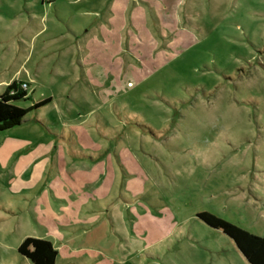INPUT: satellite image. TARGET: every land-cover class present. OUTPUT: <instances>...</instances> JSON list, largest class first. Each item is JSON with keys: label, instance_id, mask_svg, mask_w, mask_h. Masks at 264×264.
Listing matches in <instances>:
<instances>
[{"label": "rangeland", "instance_id": "374dc122", "mask_svg": "<svg viewBox=\"0 0 264 264\" xmlns=\"http://www.w3.org/2000/svg\"><path fill=\"white\" fill-rule=\"evenodd\" d=\"M13 80L17 105L51 101L0 131V264H32L19 244L47 235L33 147L101 140L147 151L155 186L125 197L176 229L56 264H250L196 214L264 236V0H0V93Z\"/></svg>", "mask_w": 264, "mask_h": 264}, {"label": "crops", "instance_id": "0c3cea01", "mask_svg": "<svg viewBox=\"0 0 264 264\" xmlns=\"http://www.w3.org/2000/svg\"><path fill=\"white\" fill-rule=\"evenodd\" d=\"M107 143L92 142L85 150L72 144L68 147L46 143L33 147L31 160L39 168L37 181L24 191L34 192L39 205L36 215L46 218L47 235L42 237L57 249L56 263L59 258L64 262H91L95 258L89 253L75 255L77 244L91 251L107 244L109 254H113L116 248L120 249L123 236L144 241L143 247L150 248L162 243L176 229L175 226L168 232L160 229L157 234L158 227L152 223L158 217L150 209L147 212L150 222L141 224L133 207L136 203L125 197L150 194L155 186L146 164L147 151L131 149L126 141L115 146ZM157 223L161 226L158 220Z\"/></svg>", "mask_w": 264, "mask_h": 264}, {"label": "trees", "instance_id": "16d2710c", "mask_svg": "<svg viewBox=\"0 0 264 264\" xmlns=\"http://www.w3.org/2000/svg\"><path fill=\"white\" fill-rule=\"evenodd\" d=\"M22 83L13 80L0 93V131L19 125L29 111L36 110L51 101V98L47 97L28 107L17 105L16 101L30 98ZM196 216L206 225L221 230L231 238L248 263L264 264V236L250 232L209 211L197 212ZM18 253L29 259L32 264H56L58 255L57 249L50 240L33 236H27L21 241Z\"/></svg>", "mask_w": 264, "mask_h": 264}, {"label": "built area", "instance_id": "2783aa9c", "mask_svg": "<svg viewBox=\"0 0 264 264\" xmlns=\"http://www.w3.org/2000/svg\"><path fill=\"white\" fill-rule=\"evenodd\" d=\"M22 86H23V88H26L27 87V83L26 82H23L22 83Z\"/></svg>", "mask_w": 264, "mask_h": 264}]
</instances>
